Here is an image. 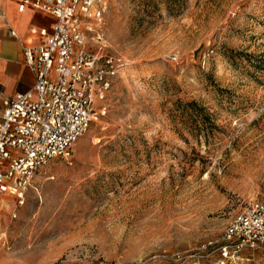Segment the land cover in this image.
Wrapping results in <instances>:
<instances>
[{"label": "rangeland", "instance_id": "1", "mask_svg": "<svg viewBox=\"0 0 264 264\" xmlns=\"http://www.w3.org/2000/svg\"><path fill=\"white\" fill-rule=\"evenodd\" d=\"M104 31L124 69L70 159L2 199L0 264H217L226 223L264 200V0H110ZM176 99L216 128L181 124Z\"/></svg>", "mask_w": 264, "mask_h": 264}, {"label": "built area", "instance_id": "2", "mask_svg": "<svg viewBox=\"0 0 264 264\" xmlns=\"http://www.w3.org/2000/svg\"><path fill=\"white\" fill-rule=\"evenodd\" d=\"M12 1L18 12L29 7L55 19L49 31H38L35 44L22 48L23 65L34 73L32 89L0 106V203L10 197L21 205L40 168L70 159L125 65L104 45L110 0ZM222 234L217 264L234 262L244 248H264V200L234 214Z\"/></svg>", "mask_w": 264, "mask_h": 264}, {"label": "crops", "instance_id": "3", "mask_svg": "<svg viewBox=\"0 0 264 264\" xmlns=\"http://www.w3.org/2000/svg\"><path fill=\"white\" fill-rule=\"evenodd\" d=\"M54 22L40 10L27 7L18 12L15 1H0V106L4 99L32 89L34 73L23 65L22 48L35 44L38 31H49Z\"/></svg>", "mask_w": 264, "mask_h": 264}, {"label": "trees", "instance_id": "4", "mask_svg": "<svg viewBox=\"0 0 264 264\" xmlns=\"http://www.w3.org/2000/svg\"><path fill=\"white\" fill-rule=\"evenodd\" d=\"M227 59L233 60L234 58L243 57L245 60L251 57L250 54H245L242 52H234L233 50H227ZM250 63V62H248ZM172 109L176 111V116L179 117L181 124L188 123L189 125H193L194 128L199 130H210L211 128H216L214 125L211 114L208 113L204 107L199 104L196 100L189 101H181L180 99H176L173 101Z\"/></svg>", "mask_w": 264, "mask_h": 264}]
</instances>
